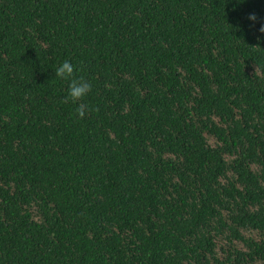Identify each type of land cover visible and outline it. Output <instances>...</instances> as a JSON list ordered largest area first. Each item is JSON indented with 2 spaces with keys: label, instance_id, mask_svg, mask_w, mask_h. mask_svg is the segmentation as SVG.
Here are the masks:
<instances>
[{
  "label": "trees",
  "instance_id": "16d2710c",
  "mask_svg": "<svg viewBox=\"0 0 264 264\" xmlns=\"http://www.w3.org/2000/svg\"><path fill=\"white\" fill-rule=\"evenodd\" d=\"M262 23L264 0H0V264H264Z\"/></svg>",
  "mask_w": 264,
  "mask_h": 264
},
{
  "label": "clouds",
  "instance_id": "9594fccd",
  "mask_svg": "<svg viewBox=\"0 0 264 264\" xmlns=\"http://www.w3.org/2000/svg\"><path fill=\"white\" fill-rule=\"evenodd\" d=\"M249 22H254L256 17L253 14H249L247 17ZM259 31L264 33V23L260 25ZM55 77L69 80L67 96L65 97V101H72L73 103L81 100V98L85 97L91 90V85L84 79H71L74 68L73 65L68 61L65 60L60 63L54 70ZM78 114L82 117L84 115V111L82 106L77 109Z\"/></svg>",
  "mask_w": 264,
  "mask_h": 264
}]
</instances>
